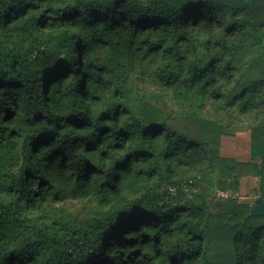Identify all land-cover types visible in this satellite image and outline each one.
I'll return each mask as SVG.
<instances>
[{"label": "trees", "instance_id": "16d2710c", "mask_svg": "<svg viewBox=\"0 0 264 264\" xmlns=\"http://www.w3.org/2000/svg\"><path fill=\"white\" fill-rule=\"evenodd\" d=\"M237 129L248 161L222 154ZM243 176L255 202L211 211ZM262 200L264 0H0V264H264Z\"/></svg>", "mask_w": 264, "mask_h": 264}, {"label": "rangeland", "instance_id": "374dc122", "mask_svg": "<svg viewBox=\"0 0 264 264\" xmlns=\"http://www.w3.org/2000/svg\"><path fill=\"white\" fill-rule=\"evenodd\" d=\"M135 84V93L152 101L154 104H157L160 107L167 109L168 111H172L175 114L189 111V100L183 97L180 98L174 90L163 87L162 85H160V82L155 81L142 83L137 79L135 81ZM205 113L211 118L222 120L223 123H227L230 117L236 119L238 117L234 114L230 116H226L225 114V117L220 118V114L216 113L214 105H210ZM239 119H237L236 122L232 124L237 126ZM243 119L244 118H242V121ZM250 149V132L248 130L243 131L241 129H237L234 133H226L222 137L223 156L241 160V158L248 155ZM208 182H211V179H208ZM176 195V199H178L181 203H185L187 200V196H189L190 194L187 191L181 192L180 190H177ZM258 196L259 194L257 192V187L252 191H245L242 190L240 186L237 192H233L228 182L224 183L221 181L219 185L216 186L215 192L209 195L208 200L210 203L211 211L216 212L219 210L222 203L226 200L235 199L236 201H246L252 204L253 202H255ZM66 203L67 205L73 207L81 215L83 214V211H87L89 209H93V211L100 209L97 205L93 204L89 200H68L66 201Z\"/></svg>", "mask_w": 264, "mask_h": 264}, {"label": "crops", "instance_id": "0c3cea01", "mask_svg": "<svg viewBox=\"0 0 264 264\" xmlns=\"http://www.w3.org/2000/svg\"><path fill=\"white\" fill-rule=\"evenodd\" d=\"M251 158V149L249 150V153L247 156L241 158L239 161H248ZM258 188V178L253 176H243L241 178V188L242 190H254L255 188ZM252 189V190H251Z\"/></svg>", "mask_w": 264, "mask_h": 264}, {"label": "water", "instance_id": "95a60500", "mask_svg": "<svg viewBox=\"0 0 264 264\" xmlns=\"http://www.w3.org/2000/svg\"><path fill=\"white\" fill-rule=\"evenodd\" d=\"M251 213L254 215L264 216V200L252 206Z\"/></svg>", "mask_w": 264, "mask_h": 264}, {"label": "built area", "instance_id": "2783aa9c", "mask_svg": "<svg viewBox=\"0 0 264 264\" xmlns=\"http://www.w3.org/2000/svg\"><path fill=\"white\" fill-rule=\"evenodd\" d=\"M259 197V196H258Z\"/></svg>", "mask_w": 264, "mask_h": 264}]
</instances>
